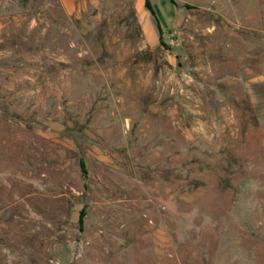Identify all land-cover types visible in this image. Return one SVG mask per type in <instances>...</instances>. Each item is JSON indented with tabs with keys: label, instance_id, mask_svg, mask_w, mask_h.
<instances>
[{
	"label": "rangeland",
	"instance_id": "1",
	"mask_svg": "<svg viewBox=\"0 0 264 264\" xmlns=\"http://www.w3.org/2000/svg\"><path fill=\"white\" fill-rule=\"evenodd\" d=\"M79 1L0 0V264H264V0Z\"/></svg>",
	"mask_w": 264,
	"mask_h": 264
},
{
	"label": "crops",
	"instance_id": "2",
	"mask_svg": "<svg viewBox=\"0 0 264 264\" xmlns=\"http://www.w3.org/2000/svg\"><path fill=\"white\" fill-rule=\"evenodd\" d=\"M58 1L60 2L62 8L69 15H73L74 13L78 11V9H82V5L79 0H58ZM159 2L161 3L162 9H164L165 13L167 14L174 13V9H176V6L171 0H159ZM154 3L155 2H151L153 12L148 10V8L145 5V0L143 1V3L142 1H139L137 4L136 8L141 13L140 22L144 27H149V26L154 27L157 22L155 18L157 17V13L155 11ZM142 9H145V10L142 11Z\"/></svg>",
	"mask_w": 264,
	"mask_h": 264
},
{
	"label": "trees",
	"instance_id": "3",
	"mask_svg": "<svg viewBox=\"0 0 264 264\" xmlns=\"http://www.w3.org/2000/svg\"><path fill=\"white\" fill-rule=\"evenodd\" d=\"M145 5H146V7L148 8V10H150L151 12H153V9H152V6H151L149 0H145ZM159 29H160V28H159ZM160 32H161V29H160ZM160 38H161V41H160V42H161V45L164 46V45H163V41H162V40H163V39H162L163 37L160 36Z\"/></svg>",
	"mask_w": 264,
	"mask_h": 264
}]
</instances>
